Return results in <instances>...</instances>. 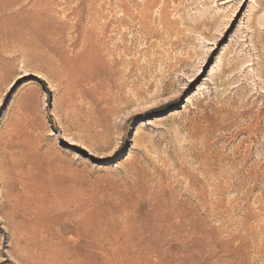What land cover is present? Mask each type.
Masks as SVG:
<instances>
[{"label":"rangeland","instance_id":"obj_1","mask_svg":"<svg viewBox=\"0 0 264 264\" xmlns=\"http://www.w3.org/2000/svg\"><path fill=\"white\" fill-rule=\"evenodd\" d=\"M19 259L264 264V0H0Z\"/></svg>","mask_w":264,"mask_h":264},{"label":"bare ground","instance_id":"obj_2","mask_svg":"<svg viewBox=\"0 0 264 264\" xmlns=\"http://www.w3.org/2000/svg\"><path fill=\"white\" fill-rule=\"evenodd\" d=\"M83 212H84V211H83ZM71 215H72V214H71ZM73 215H75V214H73ZM77 215H78V214H77ZM75 216H76V215H75ZM72 217H73V216H72ZM76 217H77V216H76ZM69 218H70V217H69ZM78 218H80V217L78 216ZM78 218H76V219H78ZM85 218H86V217H85ZM85 218H84V219H85ZM71 219H72V218H71ZM84 219H83V220H84ZM87 219H88V218H87ZM74 220H75V219H74ZM92 220H93V218H92ZM90 221H91V220H90ZM74 222H75V221H74ZM80 222H81V221H80ZM78 223H79V222H78ZM78 223H77V224H78ZM88 224H89V222H88ZM88 224H87V225H88ZM74 225H75V224H74ZM79 225H80V224H79ZM77 227H78V225H77ZM79 228H80V226H79ZM104 228H105V227H104ZM82 229H83V228H82ZM76 231H77V230H76ZM78 231H79V230H78ZM72 232H73V231H72ZM74 232H75V231H74ZM85 232H86V231H85ZM97 232H98V231H97ZM97 232H96V233H97ZM82 233H83V232H82ZM66 234H68V233H66ZM77 234H78V233H77ZM83 234H84V233H83ZM93 234H94V233H93ZM93 234H91V235H93ZM84 235H85V234H84ZM69 237H70V236H69ZM90 237H95V236H90ZM61 239H62V237H61ZM68 239H69V238H68ZM83 240H85V239H83ZM60 241H61V240H60ZM75 241H76V240H75ZM76 242H77V241H76ZM18 244H20V243H18ZM71 244H72V243H71ZM82 245H83V244H82ZM126 245H127V244H126ZM63 246H64V245H63ZM65 246H66V245H65ZM83 246H84V245H83ZM86 246H87V245H86ZM86 246H85V247H86ZM94 246H95V245H94ZM61 247H62V246H61ZM73 247H74V246H73ZM88 247H89V245H88ZM84 249H86V248H84ZM64 250H65V249H64ZM76 250H77V249H75V251H76ZM57 251H59V250H57ZM73 251H74V249H73ZM60 252H61V251H60ZM63 252H64V251H63ZM63 254H64V253H63ZM65 255H66V254H65ZM65 255H64V256H65ZM75 255H76V254H75ZM77 256H78V255H77ZM19 258H20V257H19ZM60 259H61V258H60ZM65 259H66V258H65ZM65 259H64V260H65ZM79 259H80V258H79ZM77 261H78V260H77ZM18 262H19V264H21V259H19ZM63 262H64V261H63Z\"/></svg>","mask_w":264,"mask_h":264},{"label":"snow or ice","instance_id":"obj_3","mask_svg":"<svg viewBox=\"0 0 264 264\" xmlns=\"http://www.w3.org/2000/svg\"><path fill=\"white\" fill-rule=\"evenodd\" d=\"M116 150L115 149H113V152H115ZM109 155H111V153H109Z\"/></svg>","mask_w":264,"mask_h":264}]
</instances>
